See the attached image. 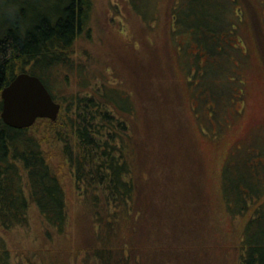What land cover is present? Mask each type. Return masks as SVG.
<instances>
[{"label": "rangeland", "instance_id": "1", "mask_svg": "<svg viewBox=\"0 0 264 264\" xmlns=\"http://www.w3.org/2000/svg\"><path fill=\"white\" fill-rule=\"evenodd\" d=\"M25 2L40 6L38 0ZM0 11L1 24L10 11ZM205 44L221 49L218 65L205 56ZM68 54L77 66L69 81L64 68L61 81L50 72L46 77L61 104L58 122L65 100L89 97L103 84L128 98L133 107L128 155L151 210L143 229L176 251L165 262L239 264L237 248L253 208L235 214L228 184L247 178L244 162L264 165V0H92L85 30ZM190 70L195 73L187 79ZM217 78L220 87L213 81ZM218 89L229 94L219 93L211 102ZM30 133L47 138L46 122L34 124ZM45 148L57 153L52 142ZM64 172L71 218L79 200ZM155 219L159 225H153ZM44 230L30 206L26 227L1 234L13 264H26L25 258L45 245ZM214 237L218 247L210 241Z\"/></svg>", "mask_w": 264, "mask_h": 264}, {"label": "trees", "instance_id": "2", "mask_svg": "<svg viewBox=\"0 0 264 264\" xmlns=\"http://www.w3.org/2000/svg\"><path fill=\"white\" fill-rule=\"evenodd\" d=\"M38 1L40 6L33 9L25 0H0V10L10 11L0 24V92L25 72L39 77L51 94L48 72L54 81L60 80L61 68L68 71H62L65 81L72 70L76 73L68 53L85 30L92 0H54V5L53 0ZM173 19L177 25L176 16ZM205 45V56L218 65L221 49ZM30 63L33 68L26 71ZM193 73L187 71V79ZM218 80L213 81L220 87ZM209 87L204 85L205 91L210 92ZM97 88L89 97L77 94L65 100L59 122L58 116L56 121L38 119L34 124L46 122L47 138L30 133L34 124L13 129L0 118V264H13L1 234L26 227L30 206L44 224L45 245L33 250V259L26 257V264H165L168 257L176 256V251L159 244V237L153 240L143 229L151 210L143 195L145 185L133 173L128 155L132 139L126 131L132 104L119 89L104 84ZM224 90L213 92L211 102L219 100V93L229 94ZM63 131L69 138L63 137ZM51 142L55 155L45 148ZM64 169L79 200L71 218ZM243 171L246 179L228 184L235 214L240 208L241 214L253 208L237 248L239 264H264V165L244 162ZM159 224L155 219L153 225ZM210 241L218 247L215 237Z\"/></svg>", "mask_w": 264, "mask_h": 264}, {"label": "water", "instance_id": "3", "mask_svg": "<svg viewBox=\"0 0 264 264\" xmlns=\"http://www.w3.org/2000/svg\"><path fill=\"white\" fill-rule=\"evenodd\" d=\"M2 122L13 129L31 127L38 119L55 121L60 111L41 79L19 73L0 92Z\"/></svg>", "mask_w": 264, "mask_h": 264}]
</instances>
